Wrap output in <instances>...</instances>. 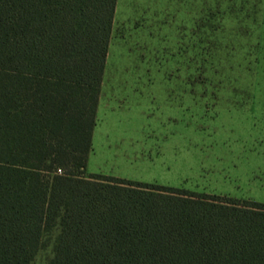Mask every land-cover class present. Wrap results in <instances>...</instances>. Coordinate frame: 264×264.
Wrapping results in <instances>:
<instances>
[{
  "label": "trees",
  "instance_id": "trees-1",
  "mask_svg": "<svg viewBox=\"0 0 264 264\" xmlns=\"http://www.w3.org/2000/svg\"><path fill=\"white\" fill-rule=\"evenodd\" d=\"M117 2L0 0V264H264L263 203L86 175Z\"/></svg>",
  "mask_w": 264,
  "mask_h": 264
},
{
  "label": "rangeland",
  "instance_id": "rangeland-1",
  "mask_svg": "<svg viewBox=\"0 0 264 264\" xmlns=\"http://www.w3.org/2000/svg\"><path fill=\"white\" fill-rule=\"evenodd\" d=\"M98 109L86 175L264 204V0H118Z\"/></svg>",
  "mask_w": 264,
  "mask_h": 264
},
{
  "label": "crops",
  "instance_id": "crops-1",
  "mask_svg": "<svg viewBox=\"0 0 264 264\" xmlns=\"http://www.w3.org/2000/svg\"><path fill=\"white\" fill-rule=\"evenodd\" d=\"M99 102H100V99H99ZM98 107H99V105H98ZM98 111H99V109H98ZM98 111H97V118H98ZM96 126H97V124H96ZM93 136H94V133H93ZM92 145H93V141H92Z\"/></svg>",
  "mask_w": 264,
  "mask_h": 264
},
{
  "label": "built area",
  "instance_id": "built-area-1",
  "mask_svg": "<svg viewBox=\"0 0 264 264\" xmlns=\"http://www.w3.org/2000/svg\"><path fill=\"white\" fill-rule=\"evenodd\" d=\"M61 173V171H59Z\"/></svg>",
  "mask_w": 264,
  "mask_h": 264
}]
</instances>
